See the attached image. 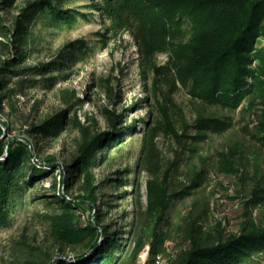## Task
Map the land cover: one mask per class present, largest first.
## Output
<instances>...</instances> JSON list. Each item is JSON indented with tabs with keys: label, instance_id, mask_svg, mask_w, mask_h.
<instances>
[{
	"label": "trees",
	"instance_id": "1",
	"mask_svg": "<svg viewBox=\"0 0 264 264\" xmlns=\"http://www.w3.org/2000/svg\"><path fill=\"white\" fill-rule=\"evenodd\" d=\"M67 1L28 0L9 19L6 14L16 0H0V114L4 102L27 82L49 88L91 50L88 42L76 39L51 59L29 63L52 29L88 19L90 14ZM89 5L103 19L105 39L126 32L134 36L158 114L141 120L140 126L137 120L127 121L138 103L121 110L106 107L102 111L108 128L103 130H91L75 114L71 121L81 136L69 163L53 155L42 159L37 142L9 136L11 123L0 117V228L12 224L13 215L29 201L31 188L51 179L50 190L42 186L43 193L30 196L32 201L44 198L48 206L43 239L24 233L0 243V264H121L128 256L137 263L147 247L146 264H264L261 177L247 202L251 210L237 231L222 220H211L210 200L204 197L196 198L183 214L172 212L175 201L197 193L205 180L206 170L191 163L192 156L185 157L184 151L196 154L211 133L223 134L233 125L229 116L202 111L188 121L174 98L179 90L194 102L232 112L251 115L261 108L250 135L264 147V0H89ZM161 54H166L163 63ZM67 112L44 117L26 133L44 140L58 137L70 123ZM136 134L141 143L133 175L119 170L116 176L98 179L95 169L107 152ZM162 136L174 139L184 151L167 156L159 146ZM242 147L236 142L218 152L220 172L244 175ZM143 173L148 174L146 193ZM124 185L132 190L115 192ZM127 194L133 197L134 210H123L121 222L115 221L110 213ZM253 206L261 207V216H253ZM71 250L75 258L69 256Z\"/></svg>",
	"mask_w": 264,
	"mask_h": 264
},
{
	"label": "rangeland",
	"instance_id": "2",
	"mask_svg": "<svg viewBox=\"0 0 264 264\" xmlns=\"http://www.w3.org/2000/svg\"><path fill=\"white\" fill-rule=\"evenodd\" d=\"M28 0H16L11 13L6 18H12L17 14L21 6ZM66 5L79 8L90 14L88 19H79L72 25H65L51 30L47 34L43 48L35 52L29 63L51 59L68 42L83 39L88 42L91 50L87 55L78 59L69 70L71 73L58 80L49 88L31 85L27 82L22 91L13 95L4 102L5 111L0 114L4 121L11 123V130H6L9 136L26 138L36 141L39 148V156L47 158L56 156L58 162L69 163L72 156L77 152V142L81 136L80 130L72 123L76 114L91 130L107 129L108 124L103 116V109L110 108L121 110L124 107L135 106L127 117V121L137 120L140 126L141 120L150 117L155 118L158 109L155 105L154 91L150 77L143 73L140 63V55L134 36L129 33H121L107 39L103 19L97 11H94L89 0H68ZM10 21V20H9ZM105 39V40H104ZM166 54L159 56L161 63L165 62ZM167 89V87H164ZM163 92L160 93V97ZM175 101L182 108L183 117L193 122L199 111L207 115L229 116L233 123L231 129L223 134L211 133L210 138L200 143L199 150L192 155L189 150H183L174 139L159 138V146L167 156L172 157L176 151H184L185 157L192 156L190 162L199 168H204L205 180L198 192L185 199L175 201L172 206L174 216L183 214L198 197L210 200L211 220H222L229 229L237 231L240 222L245 219L248 211V201L256 181L261 177L264 183V147L256 142L250 135L260 120L262 109L248 115L238 109L235 112L216 106H206L191 100L188 93L181 89L175 94ZM81 99V102H80ZM119 100V101H118ZM71 107V108H70ZM68 110L67 119L70 120L68 127L53 139H39L26 133L28 126L38 124L44 117ZM12 138V137H11ZM239 142L243 145L244 175L225 174L218 170V152L227 151L232 145ZM141 137L139 134L125 138L119 149H111L107 152V158L99 162L95 169L98 179L116 176L119 170L133 175L134 164L140 152ZM43 165L47 166L46 161ZM62 170L56 169L55 175L60 178ZM147 173L142 174L144 193H146ZM43 187L50 190L51 179H44L34 188H31L27 197L29 201L13 215L12 224L0 228V243L6 244L11 238H17L24 233L43 239L45 231L44 214L48 212V206L44 198L36 201L30 200V196L44 192ZM132 190V187L124 185L115 190ZM71 192L76 195L74 189ZM114 193H110V196ZM119 207L112 210L110 217L121 222L123 210H134L133 197L127 194L118 199ZM145 204L147 197H144ZM253 216H261V207L253 206ZM258 214V215H257ZM172 249V247H171ZM69 256L75 253L69 251ZM149 257V247L140 255L135 263L130 256L121 264H146ZM159 264H162L159 261ZM164 264H167L165 261Z\"/></svg>",
	"mask_w": 264,
	"mask_h": 264
},
{
	"label": "water",
	"instance_id": "3",
	"mask_svg": "<svg viewBox=\"0 0 264 264\" xmlns=\"http://www.w3.org/2000/svg\"><path fill=\"white\" fill-rule=\"evenodd\" d=\"M72 257L75 258V255L73 254Z\"/></svg>",
	"mask_w": 264,
	"mask_h": 264
},
{
	"label": "bare ground",
	"instance_id": "4",
	"mask_svg": "<svg viewBox=\"0 0 264 264\" xmlns=\"http://www.w3.org/2000/svg\"><path fill=\"white\" fill-rule=\"evenodd\" d=\"M156 264H159V261H157Z\"/></svg>",
	"mask_w": 264,
	"mask_h": 264
}]
</instances>
